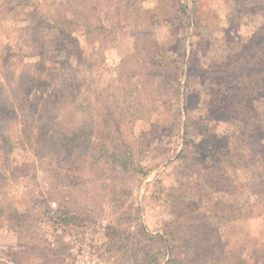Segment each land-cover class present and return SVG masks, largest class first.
Returning a JSON list of instances; mask_svg holds the SVG:
<instances>
[{
	"label": "rangeland",
	"instance_id": "374dc122",
	"mask_svg": "<svg viewBox=\"0 0 264 264\" xmlns=\"http://www.w3.org/2000/svg\"><path fill=\"white\" fill-rule=\"evenodd\" d=\"M19 108L89 161L54 196L38 131L8 147L0 264H264V166L214 156L264 146V0H0V121Z\"/></svg>",
	"mask_w": 264,
	"mask_h": 264
},
{
	"label": "trees",
	"instance_id": "16d2710c",
	"mask_svg": "<svg viewBox=\"0 0 264 264\" xmlns=\"http://www.w3.org/2000/svg\"><path fill=\"white\" fill-rule=\"evenodd\" d=\"M215 70V69H214ZM225 73H227V70H225ZM256 81L254 77H250L249 79H247L246 83H244L243 85H245L246 89H252L255 85ZM66 101H68L67 98H63L62 101H60L59 103H65V105L67 104ZM16 105L18 104V101H16L15 103ZM12 106L13 110L14 107L16 106ZM21 105V103H20ZM22 106V105H21ZM67 106V105H66ZM21 108V107H20ZM18 109L14 111L13 114V118L9 121H7L4 125V123H2L0 121V164H4L7 165L9 163L8 160V147L11 148H16L19 147L20 141L23 139L22 136L24 137H28L30 140H32L31 136H33V139H35L36 137V133L35 130L38 131V149L41 150V152L43 154H48L49 157H51V160H54L56 162V164H48V166L50 167V170L52 171V177L54 179L53 182V187L52 192L55 195H64L66 193H69V188L71 186V184H68L70 179L66 178L68 174L66 172H69L72 169V164H73V160H79V161H89L87 160L86 157H84V155H82L83 153H80V151H71V146L72 144L70 143V139L68 138V134L69 131L67 129H64L63 131H61L59 129V133L56 134L58 135V139H52L53 138V133H55V126H57V121L55 119L51 120L49 119V122L52 123V125H45V121L44 122H40L39 121V117L36 119L38 120V123H36L34 121V123L31 124H27L26 123V117L23 116V113L21 112V109ZM226 110H228V112L230 113L231 108H227ZM255 119H257L255 117ZM51 120V121H50ZM258 123H262V121L259 119V121H257ZM8 124V125H7ZM10 124V126H9ZM55 125V126H54ZM254 124H251V126H253ZM10 131L15 133V141H11V135L12 133H10ZM28 132H30L32 135H28ZM245 134H248V136L244 139L243 145H248L249 142L252 141V137L255 136V132L254 130H252V132L249 131V129L247 131H245ZM55 135V136H56ZM42 137V138H41ZM14 138V137H13ZM239 139V138H238ZM14 145H13V144ZM33 145L34 147H36V145ZM260 150L257 149L256 151H248V153H244L241 152L239 146L237 147H229L228 148H224L220 151V155H214L217 156L219 158H221V160H216L219 163L220 162H225L226 167L228 168H240L242 166H245L246 168L248 167H252V168H257L259 166H264V146L260 145L259 146ZM7 156V158H6ZM55 156V157H53ZM55 158V159H54ZM93 160V165H83L79 170L81 172V174H79V179L81 178L80 182L85 184L86 180H84V176H91L89 179V182L87 181V184L91 185V188H103L104 185L103 183H94V180H99L100 178V174L102 172V167H101V163H103V160L95 157L92 159ZM179 161H183L182 158H178ZM223 160V161H222ZM223 164V163H222ZM222 164L219 168V170L223 171V167ZM61 165H63V167H61ZM208 164L204 165V168H208ZM256 166V167H255ZM91 167V168H89ZM89 168V169H88ZM187 170H190L189 168ZM84 173H90L89 174H84ZM83 177V178H82ZM221 177H226V176H221ZM66 178L68 181L66 183H64V185L62 187H58V184L54 183L60 179H64ZM227 180L228 177H226ZM77 180V179H76ZM72 181H70L71 183ZM95 184V185H94ZM217 188H220V185H218ZM65 197V195L63 196ZM69 196L67 197V202H69ZM68 212H65L64 209L60 210L59 213V218L66 221L67 220V215ZM44 214H46V216L48 217L49 215V211L46 209L44 210ZM45 216V217H46ZM7 219H9L8 215L5 212V209H1L0 208V223L3 225H7ZM63 222V221H62ZM203 228V227H202ZM170 247L169 243H166L165 248ZM172 256V255H171ZM170 262L173 261L176 262L177 258L176 257H170ZM168 260V263H170ZM172 263V264H173Z\"/></svg>",
	"mask_w": 264,
	"mask_h": 264
}]
</instances>
